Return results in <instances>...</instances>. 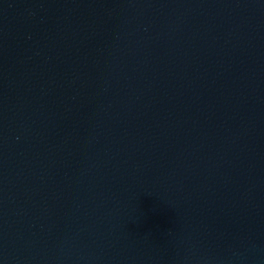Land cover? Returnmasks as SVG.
<instances>
[{"label": "water", "instance_id": "95a60500", "mask_svg": "<svg viewBox=\"0 0 264 264\" xmlns=\"http://www.w3.org/2000/svg\"><path fill=\"white\" fill-rule=\"evenodd\" d=\"M0 264H264V0H0Z\"/></svg>", "mask_w": 264, "mask_h": 264}]
</instances>
